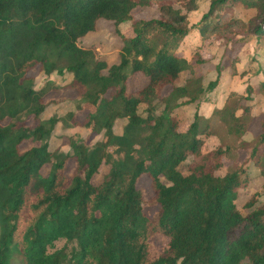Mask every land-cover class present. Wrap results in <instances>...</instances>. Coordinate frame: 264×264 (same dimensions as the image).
<instances>
[{"label":"trees","instance_id":"1","mask_svg":"<svg viewBox=\"0 0 264 264\" xmlns=\"http://www.w3.org/2000/svg\"><path fill=\"white\" fill-rule=\"evenodd\" d=\"M207 2L189 25L199 0H0V264L20 256L25 264H264L260 193L245 201L247 211L236 205L249 164L264 178V119L251 140L243 139L254 119L255 87L212 102L221 71L237 73V58L227 57L204 85L202 45L189 60L177 53L191 29L203 41L226 45L264 41V0ZM236 4L256 12L244 20ZM153 5L158 17L134 19L137 8ZM100 19L131 24L132 35H120L118 61L111 65L78 44ZM36 66L46 77L40 87L28 75ZM138 72L147 82L128 92L127 81ZM182 72L188 76L180 84ZM250 73L262 74L264 93V62L252 57L239 74ZM54 74L71 80L59 86L49 79ZM65 87L77 92L75 109L41 118L48 106L70 100L44 101L48 91ZM183 106L194 109L186 128L174 114ZM87 107L80 125L87 137H100L92 143L69 137L68 152L50 150L55 125L77 124ZM205 136L219 144L204 151ZM24 141L33 145L21 150ZM69 159L75 167L67 176ZM102 165L107 172L94 183ZM143 175L158 205L152 217L137 187ZM156 233L168 241L151 257L149 239Z\"/></svg>","mask_w":264,"mask_h":264},{"label":"rangeland","instance_id":"2","mask_svg":"<svg viewBox=\"0 0 264 264\" xmlns=\"http://www.w3.org/2000/svg\"><path fill=\"white\" fill-rule=\"evenodd\" d=\"M208 2L207 0H199V7L197 10L189 13V25L194 24L201 15L207 10ZM235 14L244 20L250 19L256 12L255 9H244L240 4H236L234 7ZM157 6L153 5L151 7L140 9L137 8L133 12L134 19H149L158 17ZM118 29V30H117ZM121 34L125 36L132 35V29L130 22H125L120 25H115L112 21L100 19L96 23L94 31H91L79 38L78 44L84 48H92L95 56L101 60H104L108 65L118 61V53L122 47ZM251 43H242V44H224L222 40H217L211 38L210 40L203 41L198 35L197 31L194 29L190 30L188 36L181 43V47L177 50L179 55L184 56L187 60L194 58V53L197 52V47H201V58L202 63L200 65V70L202 73V83L206 85L210 80H213L217 76L216 66H222L227 57L237 58L236 70L242 71L243 66H247L249 60L253 57L257 61L263 62L262 55H264V41L257 43L260 49L256 52L253 48L256 45L251 39ZM260 42V41H259ZM262 47V48H261ZM262 49V51H261ZM260 62V63H261ZM186 72H182L180 75L179 83L183 84L186 75ZM219 77V85L214 89L210 94L211 99H217L222 91L225 90H242L244 86L248 83L255 85V91L252 94L253 98L251 99L252 103V113L254 119L251 122L248 130L243 136L245 140H251L259 131V123L264 119V93L260 90V85L256 76L251 75H237V73L232 74L230 67L224 68ZM28 75L34 78V83L36 87H40L45 81L46 77L44 74L39 73V66L32 68ZM50 81L61 86L64 83H67L71 80V75L66 74L64 76H59L54 74ZM146 77L142 73L138 72L135 75L131 76L127 81V91L135 92L146 84ZM170 91V87H166L162 94L165 95ZM76 90L73 88H60L58 90H51L44 96V101L50 99H66L65 102L50 105L42 114L41 118L46 119L52 115L63 116L67 111H72L75 109L74 102L71 101L72 98L76 97ZM142 109V107H141ZM162 109V106L158 104L157 112L159 113ZM90 111V108L87 107L85 110L79 112L76 116V123L67 122H58L55 125V128L52 131V135L49 140V149L50 150H60L63 152H68L70 150L68 145L69 137L75 139L86 138V142H94L98 136L88 135L87 130L82 127L80 124L83 123L84 117ZM175 116L179 118L180 128H186L193 119L194 109L189 106H183L175 110ZM123 121H118L115 126V132L119 133L121 131V126ZM205 144L203 145V150L207 151L212 148H215L219 144L218 138L214 136H205ZM33 145L30 141H24L20 144V149L24 150ZM245 156L244 152H239L238 160L241 162ZM229 163L225 161V165ZM75 167L74 160L69 159L65 166V174L67 176L71 175ZM107 166L102 165L99 168L98 173L94 176L93 182L99 183L102 180L103 175L107 172ZM49 169V164H46L42 167L41 172L46 174ZM182 169L185 171L184 167ZM221 173V171H220ZM248 183L246 187L240 190L239 195L236 199V205L241 211H247L243 209V204L245 201L254 193L258 192L259 203L264 202V178L260 177L258 170L253 165H248ZM137 187L141 190L142 197L144 200L143 211L148 217H152L158 210V205L153 204L151 199L154 196V192L150 186V179L143 175L137 183ZM167 238L162 234L156 233L150 239V256L154 257L160 253L163 248L167 245ZM55 246H61V242H55ZM12 264H25L23 258L16 257L13 260Z\"/></svg>","mask_w":264,"mask_h":264},{"label":"crops","instance_id":"3","mask_svg":"<svg viewBox=\"0 0 264 264\" xmlns=\"http://www.w3.org/2000/svg\"><path fill=\"white\" fill-rule=\"evenodd\" d=\"M253 40V39H252ZM254 41V40H253ZM252 41L250 40V41H248L247 43H251ZM254 43H256V45L254 46V50L257 52L259 49H260V47H259V45L257 44L258 42H254ZM259 43H261V42H259ZM262 44V43H261ZM262 47L264 46V44L263 45H261ZM261 47V48H262ZM261 51H262V49H261ZM264 59V55H262V59L261 60H263ZM259 62H261V61H259ZM264 62V61H263ZM263 62H261V64H263ZM237 64V63H236ZM245 68V66H243L242 67V69H244ZM241 71H237V75L240 73ZM232 73V72H231ZM240 75V74H239ZM247 75H251V76H256L257 77V79H258V82L262 79V74L261 73H259V74H256V75H253V74H247ZM244 76V75H243ZM246 76V75H245ZM248 84V83H247ZM246 84V85H247ZM250 84V83H249ZM219 85V84H218ZM245 85V86H246ZM251 85V84H250ZM245 86H244V88H245ZM252 86H254L255 87V85L254 84H252ZM244 88L242 89V90H233V89H231V90H225V91H222L221 93H220V95H219V97L217 98V99H211V101L213 102V101H218L221 97H222V95L223 94H225V93H228V92H230V91H236V92H238V93H242L243 91H244ZM253 96V95H252ZM211 98V97H210ZM253 98V97H252ZM251 107H252V103H251ZM251 111H252V109H251ZM252 115H253V113H252ZM254 116V115H253Z\"/></svg>","mask_w":264,"mask_h":264}]
</instances>
